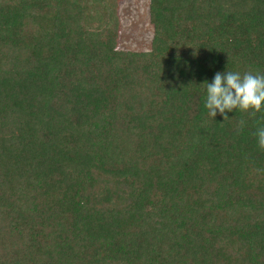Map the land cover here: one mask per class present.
<instances>
[{
	"label": "trees",
	"instance_id": "obj_1",
	"mask_svg": "<svg viewBox=\"0 0 264 264\" xmlns=\"http://www.w3.org/2000/svg\"><path fill=\"white\" fill-rule=\"evenodd\" d=\"M118 7L0 0V264H264V109L204 106L264 0H149L146 51Z\"/></svg>",
	"mask_w": 264,
	"mask_h": 264
},
{
	"label": "clouds",
	"instance_id": "obj_2",
	"mask_svg": "<svg viewBox=\"0 0 264 264\" xmlns=\"http://www.w3.org/2000/svg\"><path fill=\"white\" fill-rule=\"evenodd\" d=\"M204 106L209 116L216 118L219 114L223 120L236 110L256 116L264 109V74L217 71L206 83ZM255 136L258 148L264 150V127L258 128Z\"/></svg>",
	"mask_w": 264,
	"mask_h": 264
},
{
	"label": "rangeland",
	"instance_id": "obj_3",
	"mask_svg": "<svg viewBox=\"0 0 264 264\" xmlns=\"http://www.w3.org/2000/svg\"><path fill=\"white\" fill-rule=\"evenodd\" d=\"M148 7L149 0H119L120 48L135 51L150 48L153 27Z\"/></svg>",
	"mask_w": 264,
	"mask_h": 264
}]
</instances>
